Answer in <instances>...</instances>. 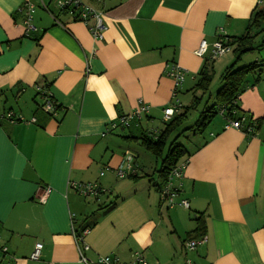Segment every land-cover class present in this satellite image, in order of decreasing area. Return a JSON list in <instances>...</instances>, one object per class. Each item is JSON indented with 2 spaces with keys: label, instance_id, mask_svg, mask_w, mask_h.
Wrapping results in <instances>:
<instances>
[{
  "label": "crops",
  "instance_id": "crops-1",
  "mask_svg": "<svg viewBox=\"0 0 264 264\" xmlns=\"http://www.w3.org/2000/svg\"><path fill=\"white\" fill-rule=\"evenodd\" d=\"M82 1L103 13L101 39L89 31L92 20H73L55 0H0V246L7 248L0 264H82L72 226L92 212L97 221L82 237L91 260L113 254L126 262L141 252L149 264H264V125L247 137L222 115L212 123L174 180L187 208L161 201L158 163L144 164L128 146L140 144L138 135L173 100L171 66L186 71L176 95L183 105L186 81H196L206 61L195 54L199 43L242 34L263 1ZM27 2L35 31L24 25ZM257 50L241 59L264 69V46ZM224 56L213 71L233 59ZM37 87L58 104L55 115L40 108ZM140 103L149 112L126 134L109 128ZM237 104L240 113L264 117V72ZM125 153L136 157V179L115 174ZM79 182L101 190L83 196L69 186ZM200 232L206 242L186 250L184 241Z\"/></svg>",
  "mask_w": 264,
  "mask_h": 264
},
{
  "label": "trees",
  "instance_id": "trees-1",
  "mask_svg": "<svg viewBox=\"0 0 264 264\" xmlns=\"http://www.w3.org/2000/svg\"><path fill=\"white\" fill-rule=\"evenodd\" d=\"M260 34L262 35V40L258 44H255V38ZM222 40L225 44L232 47L234 57L232 62L225 66L220 74L221 84L216 90L214 103L206 105L193 124L183 127L182 125L187 118L188 109L195 107L200 99L193 96L190 104L186 106L182 105L181 110L174 114L170 120L163 122L162 127L156 132L142 130L138 135L140 144L153 155L157 163L159 162L156 171L158 181L154 184L158 192L167 182L171 169L176 167L178 163L186 161L190 155V152L176 141L184 131L188 130L193 135L202 134L218 113H221L226 121L240 120L241 117H244V123L242 124L244 128L242 130L247 137L254 135L259 127L264 125V117L253 118L250 115L240 113L237 104L238 96L244 89L262 78L264 72L263 64L260 60H255L235 67L236 63L239 62L242 55L248 49H260L264 46V6L253 10L242 34L223 36ZM213 61L206 59L192 87L193 90H201L202 93L208 90L214 75L212 68ZM54 105V111L56 112L59 106L55 101ZM47 113L53 116L52 113ZM247 128H250V131ZM174 132V137L169 140V137ZM137 177V175L129 176L132 179H136ZM113 206L114 204L110 207ZM96 221L97 214L96 212H92L86 215L80 224L74 223L75 225L73 224L72 227L75 234L80 236L83 230L92 227ZM199 234L202 235L203 233L200 232Z\"/></svg>",
  "mask_w": 264,
  "mask_h": 264
},
{
  "label": "built area",
  "instance_id": "built-area-1",
  "mask_svg": "<svg viewBox=\"0 0 264 264\" xmlns=\"http://www.w3.org/2000/svg\"><path fill=\"white\" fill-rule=\"evenodd\" d=\"M98 2H102L104 0H97ZM56 7L59 11L69 15L75 21H82L83 23H88L89 20H92V24H90L89 31L93 38L101 39L103 32L105 30V23L103 20V13L99 10H96L84 3L82 0H55ZM25 19L24 25L26 31H35L36 27L32 23V10L33 5L31 3L25 4ZM228 50H232V47L228 44H225L222 40V36H218V38L208 43L205 40H202L197 49L195 50V54L199 57L215 60L224 54L229 53ZM228 51V52H227ZM167 74L173 79V94L170 104L163 107L162 109V118L161 121L166 122L171 119V117L181 110L182 104L176 99V95L178 93V88L183 83L184 77L186 75V71L181 69L177 65H172L171 69L167 72ZM38 91H41L40 87H37ZM42 97V104L40 108L45 111L56 114L54 111V100L50 94L45 93V91H41L39 93ZM149 112V105L145 103H140L137 108L133 111L122 114L117 118V121L111 123L109 125L110 129L116 128H128L133 122L138 121L144 115H147ZM9 118H12V114H8ZM21 120V117L17 118ZM226 126L235 127L242 129L244 126V117H241L240 120H228L226 121ZM250 131V128H247ZM154 132V131H153ZM187 164L186 161H182L176 165L173 169H171L167 182L162 186L159 191V195L161 201L166 204L167 207L181 206L184 208L188 207V202L186 199L179 198L176 199L178 193V184L174 182L178 181L181 177L182 172ZM139 165L136 161V157L132 153H125L122 158V162L115 168V174L118 178H124L130 175H136L139 172ZM102 174V171L100 172ZM69 186L74 188L78 193L83 196L97 195V193L101 190L98 185L95 183H70ZM50 192V187H45L42 189L37 199L39 202H44L47 197V194ZM86 230L82 231V234L77 236L72 228V233L75 237V241L77 243V251L79 256V261L82 264H149L145 259L141 252H135L131 260L122 262L113 254L106 255H98L94 260L89 259L85 252L89 249L88 245L82 243V237L85 234ZM207 240V236L205 234L201 235L198 238H191L184 241V247L186 250H193L196 246L205 243ZM42 244L37 242L34 245L33 251L30 254L31 259H37ZM0 252L6 253L7 248L5 246H0ZM186 264H194L190 260H186Z\"/></svg>",
  "mask_w": 264,
  "mask_h": 264
},
{
  "label": "rangeland",
  "instance_id": "rangeland-1",
  "mask_svg": "<svg viewBox=\"0 0 264 264\" xmlns=\"http://www.w3.org/2000/svg\"><path fill=\"white\" fill-rule=\"evenodd\" d=\"M263 6L264 5L262 3L260 7L262 8ZM261 40H262V35L261 34L257 35V37L255 38V44H258ZM228 51H229V53L225 54L224 57H226V58L234 57V55L232 54V50H228ZM257 52H258L257 48H254L252 50L248 49L245 53H248L247 55H253L254 53H257ZM232 60H231V62H232ZM230 63H228V64H230ZM243 63H244L243 59H240L239 62L236 63L235 67L241 66ZM224 68L225 67H222L221 69H214V75H213V78H212L211 83L209 85V88L204 93H202L201 90L190 89L192 86H194L196 81H193L191 83L186 81V85L184 86V90L179 95V100L183 103V106L190 104V101L193 99V96L198 97L200 99H199V101L195 107L188 109L187 118L185 120V123L182 125L183 127H187V126L193 124L195 122V120L199 117V113L201 112V110L206 105L208 106V105L214 103L216 90L218 89V87L221 84L220 74ZM221 115H222L221 113L216 114L215 117L213 118V120L211 121V123L207 126V128L205 129V131L202 134L193 135L188 130L184 131L183 134H181L177 138V140H176L177 143L184 146L187 150L193 149L194 144L197 141H200V139H201V137H203V135L208 134V132H209L208 130L210 128L212 129V123H215V121L217 119H219V117L223 116V115L222 116ZM161 126H162V123H161V120L159 119L151 127L150 126L145 127L144 130L147 132L148 131L156 132L158 129H160ZM122 130H120V132H122L123 134L127 133L126 129H122ZM174 134H175V132L172 133V135L169 137V140H171L174 137ZM169 140H168V142H169ZM128 146H131L132 148H135V150L140 152V161H142L144 164L146 163L147 160H149L150 163H151V160H152V163L155 162V159L152 157V155L149 152L145 151L144 148L139 144V142L137 143L133 139L129 140Z\"/></svg>",
  "mask_w": 264,
  "mask_h": 264
}]
</instances>
